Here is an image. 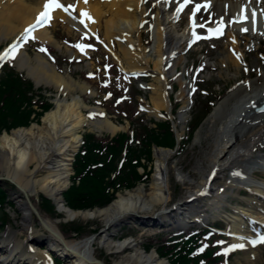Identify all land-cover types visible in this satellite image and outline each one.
Segmentation results:
<instances>
[{"label": "bare ground", "instance_id": "obj_1", "mask_svg": "<svg viewBox=\"0 0 264 264\" xmlns=\"http://www.w3.org/2000/svg\"><path fill=\"white\" fill-rule=\"evenodd\" d=\"M46 2L47 0H0V38L5 42L8 40L7 47L13 46L16 49L14 52L10 50L9 59L17 60L18 70H24L37 87H55L59 92L51 100L53 107L41 117L39 123L31 122L26 126L4 130L0 135V180L8 181L16 188L12 199L16 211L22 216L20 221L24 233V240L19 241L11 229L7 230L0 242V264H50L47 252L30 245L34 240L39 242L43 235L34 230L35 222L48 233L47 239L54 249L61 250V254L68 252L75 257L73 264H103L95 260L92 254L96 240L109 255H122L113 264H169L158 258L155 251L144 252L135 241L126 239L117 243L111 238L119 231L117 228L123 227L128 221L133 224L127 223V226L135 225L139 219L152 221L153 227L159 226L161 222L164 228H185L177 224V218L171 215L178 213V204L173 207L175 209L166 208L170 199L167 176L170 150H154V173L148 183V191L145 185H139L133 190L118 194L108 206L95 210H69L63 204L61 195L69 184L71 160L80 144V132L87 129L96 134L106 133L113 136L124 130V126L116 125L106 118L89 120L82 110L87 109L97 114L100 109L87 107L80 94L71 95L75 90L81 94H90L87 84L74 82L71 76L59 74L55 66L48 63L41 54H36L34 60H31L23 51V43L28 40L24 39L25 29L35 23ZM59 2L65 7H72L68 13L61 9L52 11L50 23L31 31L30 39L38 40L44 45L53 44L57 50H61L50 32V27L59 22L67 33H74L79 41L83 40L81 37L89 35L125 73H152L155 84L150 86L149 99L151 111L157 118L160 117L161 110H167L169 120L172 119L167 79L177 76L179 91L175 102L179 101L180 106L176 121L172 124L177 136L184 133L187 127L188 111L192 105V101L186 96L191 94L192 87L184 74L185 70L177 73V64L183 60L180 55L188 47L185 38L193 32L196 35L192 38L198 37L199 25L205 26L208 32L209 29H217L219 25L226 45L217 58V65L227 72L232 69V78L244 73L242 70L247 65L241 68L243 62L248 64L246 58L264 45V0H190L179 13L177 8L184 4V0H167L166 3L164 0ZM197 5L202 7L193 16ZM81 12L88 13L94 22L81 17ZM241 14L244 17L242 22ZM81 19L84 20L83 24L79 22ZM193 20L197 25L195 28L192 27ZM183 23L182 32L178 31V26L175 25L179 24L180 27ZM143 30L145 33L147 30L152 33L149 49L143 47ZM221 40L219 37L212 38L211 45H208L216 51L221 48L218 43ZM198 43L206 45L207 42L198 40L195 44ZM243 45H249L248 52ZM82 46L91 50L96 48L86 40ZM195 47L197 46L191 48V53L195 51ZM66 50L70 57H76L72 51ZM6 51H1L0 55ZM205 56L210 58L208 54ZM257 80L235 81L232 92L217 103L209 114L206 124H214L219 119V132L215 135L212 154L207 156L208 164L204 172L201 171L198 190L192 196L194 202L203 197L209 198L208 206L213 210L212 204L216 208L224 205L227 191L244 188L249 191L250 199L244 201L249 211L240 213L235 210L234 216L229 217L231 221H243L240 229L232 231L231 236L233 249L244 251L246 264L259 262V247L252 242L253 233L255 236L264 234V180L257 182L252 176L255 168H264V155L259 149L264 147V113H253V102L264 98V80L262 83ZM228 173L231 175L229 179ZM3 191L7 195V191ZM38 194L53 203L56 212L63 215V221L98 219L103 223V228L89 244L86 240L64 241L57 228L61 220L51 223L34 217L38 216L30 198L37 197ZM147 214L150 216H146Z\"/></svg>", "mask_w": 264, "mask_h": 264}, {"label": "rangeland", "instance_id": "obj_2", "mask_svg": "<svg viewBox=\"0 0 264 264\" xmlns=\"http://www.w3.org/2000/svg\"><path fill=\"white\" fill-rule=\"evenodd\" d=\"M175 26H178L177 30L182 32L184 23L180 27L179 24ZM50 32L52 33L56 43L61 47V50H57L53 44L44 45L38 40H30L28 42H24L23 44L25 46L23 50L26 52L25 54H27L31 60H34L36 54H41L48 61V63L55 66L59 74L71 76L74 82L87 84L91 91L90 94H81L78 90H75L71 93V95L74 96L76 94H80L81 99L87 107H98L100 109L98 115L93 117L92 115H89L90 111L88 112L87 109H83L82 113L89 120L92 121V119L95 118H106L111 120L116 125L124 126V130L118 131L114 136H110L106 133L95 134L93 131L84 129L82 132H80V137H82V139L79 145L85 143L86 137L91 144H89V146L91 147L93 145L96 146V148L99 145L107 147L109 144L111 147H113L114 142H116L121 137L125 139L124 146H131L129 144H133L134 146L135 144L137 148L141 146L140 142L142 141H144L147 145V140L153 135H158V139L161 140V144L151 140L149 149L147 150L150 159L147 161L145 158H143L140 162V165L144 171L141 169H138L137 171L136 168L137 174L139 176H147L145 180L143 182H137L130 189H126L122 186L118 187V181L116 179L113 182V190L108 193V195H113L111 196V200H109L106 205L101 207L108 206L109 203L117 198L118 194H123L127 190H133L139 185H145L146 191H148V183L151 181L155 166L153 152L157 148H167L166 151H171V158L167 162L170 199L166 203V208H171L174 204L179 203L182 205L186 200L189 199L191 195L197 192V185L202 178L201 171L204 172V169L208 164L207 159L212 154L215 135L219 132V119L215 120L213 122L214 124H206L209 114L217 105V103H219L224 97L232 92V89L235 88V81L238 79L239 82H253L258 78L257 81L260 83H262L264 80V45H262L253 55H250L249 58H246V60H248V64L243 62L241 68L247 65V69L244 68L242 70L244 73L240 71L241 73H239V76L236 78H232V75H234L232 69L227 72V70L217 65V58L220 57V53L223 52L226 45L224 39L218 42L221 48L216 51L212 50V47L208 45H211V43L208 42L206 45L197 46L195 49H193L195 50L193 53L190 52L186 53L185 55L181 54L180 56L183 58V60H180L177 64V73L180 74L183 72V70H185L184 74L186 75L187 80L192 78V96L190 97L192 105L188 113L189 121L187 127L184 133L180 135L183 143H179L180 146L174 148V144L173 146L169 145V140L167 141V145L162 141L160 136L162 134H157L160 132V130H162L159 129L162 127L160 126L161 121L166 120L164 118H167L166 116L168 115V111L161 110L159 112V118H157L151 111L152 105L149 99L151 94L150 86L151 84H155L154 78H152V73L148 74L146 78H141L143 76L141 74H138L133 78H129L127 73H125L115 63V61L111 59L110 55L104 51V49L98 47V43H94L91 40H86L88 43L95 46L96 49L91 50L89 48H84L82 52L77 47H74V45H82V43L85 41L83 37H81L83 40L79 41L77 38H75L74 33H67L64 29V26L59 22H56V24L54 23V25L50 27ZM142 32L143 47L149 49L152 43V33L148 30L147 33H145L144 30ZM191 37L192 36H189L187 40H189ZM7 41L5 42L2 38H0V52L6 48ZM243 47L245 51H249V45H243ZM40 49H44V51H41ZM66 49L72 51L76 57H70ZM115 50L117 52V49ZM204 52L208 54L210 58H207ZM12 63L16 69V73H18L17 75L23 81H28L30 88L32 89L31 92L27 93V97L31 103L30 111L32 112L28 123H39L41 117L53 107L51 106V100H53L59 92L55 87H46L44 85H39L37 87L33 80L29 79L24 70H18L17 66L19 63L17 60H13ZM193 75L194 77H192ZM178 81L179 80L177 76L172 78L168 77L167 79V89L169 92V98L171 100V106L172 103L179 102H175V96L179 91ZM164 87L166 88V86ZM34 90L39 91L40 95L36 96V94L33 93ZM117 100L121 103H118ZM44 103L49 105L48 110L45 113L37 115L40 113V106ZM178 106H180V103L173 107L172 118L174 121H176L177 116V111H175V109ZM26 111L29 112V110ZM207 112L208 115H206ZM205 116L206 118H204ZM191 117L193 120H191ZM197 117H200V120L198 124H195L194 119ZM192 126L193 128L191 130ZM6 129L8 128L3 129L1 133ZM163 130H166L169 133L170 138L174 140L173 133L170 132L169 127H163ZM197 134L199 135L198 138H196ZM132 139L133 142H129ZM83 147L77 148L76 153L79 151L78 154H80V151H83ZM139 149L141 151L143 147ZM114 153L115 152L110 149L107 152L108 155H114ZM117 156V160L121 162L120 164L122 167L121 172H119V177H122L127 172V165L131 162L132 158H127V149L124 147L120 150V152H117ZM72 167L73 168L71 169L69 177V184L61 195L63 204L70 210L73 209L67 205L65 193L74 188L73 185L77 186L79 184L77 181L75 184H73V178L76 175V171L74 169V164ZM118 170L119 169H117L115 172L117 173ZM113 176L110 175L109 179L114 180L117 175L113 174ZM230 176L231 175L228 173L227 178L229 179ZM256 176L260 177L257 178V181H263L259 173H256ZM0 187L7 191L5 204H0V242L6 235L7 230L10 229L15 233L16 240L22 241L24 240V233L22 232L23 228L21 227L20 221L22 216L18 211H16L15 202L12 199L14 196L13 194L16 192V188L10 182L4 180H0ZM227 192L228 194L224 200L225 203L223 206L227 205L225 208L229 207V209L232 211L229 209L224 210L222 208L223 206L216 208V205L213 204V210L208 205L199 209L198 206H201L204 203L193 202L189 203V205L190 210L194 215L180 217L175 213L171 214L174 216L173 218H177V224H180L179 219L182 218L184 224L181 225L185 226L184 229L179 230L164 227H139L135 225H125L121 228H117L119 231L111 239L117 243H120L126 239H129V241H135V244H138L139 248H141L144 252H157L160 242H163V244L166 245V243L171 241V238H178L179 241L176 243V245L178 248L182 249L184 244L192 239L199 244L197 248L191 251L193 252L192 256L196 257L197 261H200L203 264H209L208 259L204 257L205 255L210 256L211 261L213 263L217 262V264H246L244 260V251H237L232 248V237L230 234L233 233L232 231H236L240 228L238 226L239 224H233L230 222L229 217L234 216L232 213L235 210H240L238 205L245 206L244 201L249 200L250 198L247 192L242 189L236 191L229 190ZM30 201L32 207L36 211V215L38 216L36 217L34 215L35 218L50 221L51 223H54L57 219L61 220L57 224L58 232L60 233V236H62L67 242H80L89 238H93L94 240L96 238L95 235L98 234L103 228V223L98 219L88 221L74 220L72 222H65V220L63 221V215L58 214L53 203L47 197L41 194H38L37 197L32 196ZM205 202L210 203V200L207 199ZM98 208L99 207L97 206H92L89 209L83 208L74 210L85 211L95 210ZM146 216H150V214H147ZM220 219L223 220L222 223H219V226H216V224L213 225V220L220 221ZM195 220L199 221V223L193 224ZM206 225H208V227H205ZM33 228L34 230L38 231L39 234H43L40 236V239L45 240L48 238V233L42 230L37 222L34 223ZM199 228L200 231H198ZM263 244L258 246L260 259L257 264H264ZM30 245L34 246V241ZM205 245L207 247H205ZM36 248L45 251V247L43 246H37ZM201 248H203V251H200ZM225 252H227L226 255ZM47 253L49 254V252ZM92 254L95 260H98L103 264H113L120 259L121 255H109L106 250L100 246L97 240L93 244ZM49 256L51 262L53 263L54 258L51 257V254H49ZM54 264H56V262ZM62 264H71V261H66Z\"/></svg>", "mask_w": 264, "mask_h": 264}, {"label": "trees", "instance_id": "obj_3", "mask_svg": "<svg viewBox=\"0 0 264 264\" xmlns=\"http://www.w3.org/2000/svg\"><path fill=\"white\" fill-rule=\"evenodd\" d=\"M31 91L32 89L30 88L29 82L23 81L12 68L6 67L3 70L0 77V133L5 128H8L5 131H9L20 125H27L29 117L32 115L30 111L31 103L27 97V93ZM40 107L42 111L37 115L47 111L49 105L44 103ZM26 110H29V112ZM199 120L200 117H197L194 121L195 124H198ZM160 126L162 127L159 129L162 130L157 134H162L160 136L166 145L169 140V145L173 146L174 140L170 138L166 130H163V127L170 128V125L168 123H161ZM170 132H172L171 128ZM124 140L125 139L121 137L114 142L113 147H111L110 144L107 147L98 144L99 146L96 148V146L93 145L91 147L89 146L90 142L86 137L83 151L76 155L74 162L76 175L73 178V184H75L76 181L79 184L77 186L73 185L74 188L65 193L67 205L71 209H89L92 206L100 208L106 205V203L111 200V196H113L108 195V193L110 189H113V182L116 179L118 181L117 186H122L126 189H130L137 182H143L145 180L147 176L145 175V178L144 176H139L136 168L141 166L140 162L143 158L147 161L150 159L147 150L149 149L151 140L159 144H161V140L158 139V135H153L147 140V145L144 141H139L141 143L139 148L143 147L141 151L135 145H131L132 147L128 145L124 146ZM123 147L127 149V158H132L131 162L127 165V172L123 175L124 177H119L120 173H118L114 180L109 179L110 175L116 171L118 161L117 152H120ZM109 149L115 152L114 155L107 154ZM121 169L119 172H121ZM5 202L6 195L0 187V204H5ZM198 246V242L192 239L186 242L182 249L178 248L176 244L164 245L163 242H160L157 253L160 257L167 258L171 264H203L197 261L196 257L192 256L193 252L191 251ZM204 257L208 259L209 264L216 263L211 261L210 256L205 255ZM56 264H61V262L56 260Z\"/></svg>", "mask_w": 264, "mask_h": 264}, {"label": "snow or ice", "instance_id": "obj_4", "mask_svg": "<svg viewBox=\"0 0 264 264\" xmlns=\"http://www.w3.org/2000/svg\"><path fill=\"white\" fill-rule=\"evenodd\" d=\"M85 3L88 2V0H84ZM102 2H107V0H102ZM164 2L166 3L167 0H164ZM190 3V0H184V4L180 5L178 8H177V13H179L180 11L183 10V8L188 4ZM72 7V5H69L67 7H65L64 5H62L59 0H47V2L44 4V10L42 12L39 13V15L37 16L36 18V21L34 24L30 25L28 28L25 29V33H24V39H28L29 36H30V33L31 31L33 30H36L38 27H42V26H46L50 23L51 21V12L56 10V9H61L62 11L68 13L69 11V8ZM200 7H202L201 5H197L196 8L193 10V16H195V13L197 11L200 10ZM203 7H207V6H203ZM243 12V10H242ZM81 17H85L89 20V22H94L91 18V16L86 13V12H81L80 13ZM255 15V14H253ZM72 19H76L75 17H72ZM244 17L243 15L241 14V17H240V20L241 22L243 21ZM81 24L84 23V20L81 19L79 21ZM197 25L195 23V21L193 20L192 21V27L195 28ZM200 27H203V25H199ZM242 31H247V29H241ZM209 32L210 33H215V35L217 36V38L222 35V28L218 25L217 29L215 30H212V29H209ZM195 32H193V36H195ZM198 39L200 38H204V39H207V38H211V36L209 37H197ZM74 47H77L78 49H80L82 52L84 50V47L85 46H82L80 44H77V45H74ZM16 49L15 47H13L11 49L12 52H14ZM41 51H44V49H40ZM10 52H5L3 55H0V60H4L6 58H9L10 57ZM239 58V57H237ZM205 247H207L205 245ZM238 247H243V245H238ZM200 251H203V248L200 249ZM227 254V252H225V255Z\"/></svg>", "mask_w": 264, "mask_h": 264}, {"label": "water", "instance_id": "obj_5", "mask_svg": "<svg viewBox=\"0 0 264 264\" xmlns=\"http://www.w3.org/2000/svg\"><path fill=\"white\" fill-rule=\"evenodd\" d=\"M142 220H143V221H142ZM155 222H156V221H155ZM136 223H137V222H136ZM138 224L143 225V226H153V222H152V221L149 222V221L146 220V219H139ZM159 226H161V224H159ZM86 241H87V243L89 244L90 241H93V238H89V239H87Z\"/></svg>", "mask_w": 264, "mask_h": 264}]
</instances>
